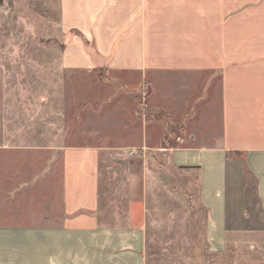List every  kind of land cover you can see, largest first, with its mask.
<instances>
[{"label":"crops","instance_id":"crops-1","mask_svg":"<svg viewBox=\"0 0 264 264\" xmlns=\"http://www.w3.org/2000/svg\"><path fill=\"white\" fill-rule=\"evenodd\" d=\"M57 6L60 72L118 87L25 100L0 62V264H146L152 184L197 187L209 251H264V0Z\"/></svg>","mask_w":264,"mask_h":264},{"label":"rangeland","instance_id":"rangeland-1","mask_svg":"<svg viewBox=\"0 0 264 264\" xmlns=\"http://www.w3.org/2000/svg\"><path fill=\"white\" fill-rule=\"evenodd\" d=\"M58 15L57 0H0V62L5 70L4 89L16 96L28 90L25 100L31 101L34 98L31 91L43 87L44 82L39 77L45 74V88L52 97L54 90L69 91L76 84L79 92L94 88L96 100L101 101L118 87L117 82L106 83L97 75L82 72H60L56 65L55 59L61 51L56 30ZM17 98L21 101L24 97ZM118 163L109 161L104 165L108 168H103L102 182L106 185L102 184L105 191H102V199L106 193L111 194L107 184L122 165ZM175 179L179 182L186 177L176 174ZM146 217V264H264V251L250 249L252 242L247 237H242L236 247L234 238L228 235L224 252L209 251L206 211L198 201L195 185L190 190H168L152 184L147 195Z\"/></svg>","mask_w":264,"mask_h":264}]
</instances>
